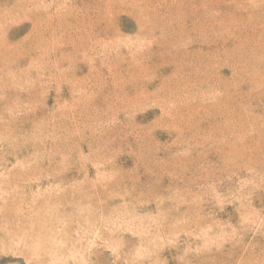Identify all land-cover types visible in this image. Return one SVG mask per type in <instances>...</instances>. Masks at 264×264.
Instances as JSON below:
<instances>
[{
    "label": "rangeland",
    "instance_id": "1",
    "mask_svg": "<svg viewBox=\"0 0 264 264\" xmlns=\"http://www.w3.org/2000/svg\"><path fill=\"white\" fill-rule=\"evenodd\" d=\"M0 264H264V0H0Z\"/></svg>",
    "mask_w": 264,
    "mask_h": 264
}]
</instances>
